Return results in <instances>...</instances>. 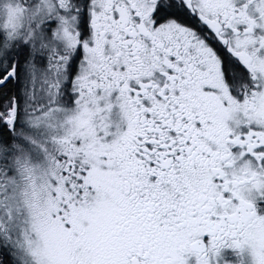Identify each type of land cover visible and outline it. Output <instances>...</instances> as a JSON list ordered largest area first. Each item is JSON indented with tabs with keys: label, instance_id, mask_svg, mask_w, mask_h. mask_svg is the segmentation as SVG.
Wrapping results in <instances>:
<instances>
[{
	"label": "snow or ice",
	"instance_id": "1",
	"mask_svg": "<svg viewBox=\"0 0 264 264\" xmlns=\"http://www.w3.org/2000/svg\"><path fill=\"white\" fill-rule=\"evenodd\" d=\"M0 264H264V0H0Z\"/></svg>",
	"mask_w": 264,
	"mask_h": 264
}]
</instances>
